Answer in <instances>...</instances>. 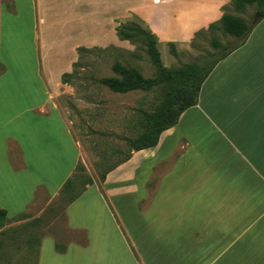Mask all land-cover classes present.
Masks as SVG:
<instances>
[{
  "label": "crops",
  "instance_id": "obj_1",
  "mask_svg": "<svg viewBox=\"0 0 264 264\" xmlns=\"http://www.w3.org/2000/svg\"><path fill=\"white\" fill-rule=\"evenodd\" d=\"M72 1L75 7L92 2L99 13L101 0ZM158 7L161 16L189 18L179 26L188 38L201 23L214 21L219 0H162ZM77 9L82 26L57 39L48 36L56 21L50 11H41L44 23L38 26L35 16L33 39L58 48L84 40L86 11ZM38 60L45 90L31 86L27 95L36 104L14 108L17 130L0 146V208L8 219L25 212L40 189L58 194L83 155L68 114L56 101L62 67L54 72L43 54ZM2 65L0 83L9 70L0 41ZM10 141L20 149L17 167L11 163ZM25 161H39L45 174L32 178ZM93 180L66 208L68 227L84 232L86 240L72 241L62 252L56 241L46 239L35 264H116L111 234L116 220L104 197L111 200L119 191L135 196L139 205L132 210L141 222L140 243L133 239V244L141 264H264V16L246 42L216 64L198 103L161 134L155 147L133 151L104 184Z\"/></svg>",
  "mask_w": 264,
  "mask_h": 264
},
{
  "label": "rangeland",
  "instance_id": "obj_2",
  "mask_svg": "<svg viewBox=\"0 0 264 264\" xmlns=\"http://www.w3.org/2000/svg\"><path fill=\"white\" fill-rule=\"evenodd\" d=\"M74 3L72 0H0L2 61L9 66L0 83V146L5 143L6 135L13 137V131L17 130L19 119H14L17 114L14 108L36 104L30 101L32 96L27 95L31 86L45 90L43 81L37 76L39 54H43L46 64L54 72L61 67L62 76L74 72L68 83L61 82L56 101L68 114L71 131L82 147V160L78 164L84 166L83 171L77 170L74 186L68 193L64 195L60 190L51 196L40 189L36 200L24 212L27 216L16 215L0 225V264H30V261L35 264L46 239L61 246L72 241L84 242V232L68 227L66 208L69 198L84 188L87 176L94 178L97 185L104 184L99 182V175L130 151L127 139L140 130L143 111H154L160 104L165 86L116 93L100 82L104 77H119L113 70L115 62L134 68L145 77L157 75V68L146 48L139 41L123 40L118 36L117 28L121 24L137 21L149 28L157 36L162 63L177 72L203 59H216L241 42V38L225 34L221 29H209L210 24L218 23L224 13L242 18L252 27L262 18L257 16L256 4L239 10L233 0H219V9L213 12L214 21L208 26L201 23L186 38L179 33V26L189 18L177 14L161 16L162 8L158 5L162 0H153V5L152 0H101L99 13L92 9V2L86 1L84 7H75ZM76 8L86 11L84 40L73 39L68 47L58 48L52 40L54 46L48 47L46 42L43 46L40 40L33 39L35 16L38 26L44 23L41 11H50L51 19L56 21L48 33L51 39L67 36L70 30L82 26L75 18ZM200 21L198 18L197 23ZM215 40L221 43L220 47L215 45ZM170 43L175 44L176 55L172 53ZM79 47L89 51L80 57ZM75 62L79 65L74 66ZM0 71H4L3 65ZM9 145L11 163L17 167L20 161L16 160V155L20 149L14 141ZM25 162L28 165L26 171L32 178L45 174L46 170L39 161ZM104 198L108 211L116 220L115 230L112 229L114 223L111 226L116 264H141L133 244V239L140 243L141 222L135 214L139 210L136 197L119 191L111 200L107 195ZM132 207H137L135 212Z\"/></svg>",
  "mask_w": 264,
  "mask_h": 264
},
{
  "label": "trees",
  "instance_id": "obj_3",
  "mask_svg": "<svg viewBox=\"0 0 264 264\" xmlns=\"http://www.w3.org/2000/svg\"><path fill=\"white\" fill-rule=\"evenodd\" d=\"M237 9L243 10L248 5L256 4L258 12L264 16V0H233ZM209 29H221L225 34L241 38V42L232 47L227 52L223 53L216 59H203L189 65L183 71H171L164 66L161 60L160 51L158 49L157 36L147 27L141 25L137 21L121 24L117 28L118 36L123 40H130L132 42L139 41L150 55L153 63L157 68V75L155 77H145L140 71L127 67L120 62H115L113 70L119 77H104L100 82L106 85L109 89L116 93H128L136 90H151L156 87L165 86V92L160 104L154 111H143V118L140 121V130L134 137L128 138L127 143L130 151L119 162L109 167L102 174L99 175V180L104 181L107 174L116 168L121 163L127 161L133 151H140L155 147L160 139L161 134L174 126L180 120L181 115L190 107L198 103L202 85L210 75L216 64L243 45L248 39L253 27L250 26L244 19L231 14L224 13L218 23H212ZM217 47L221 46L218 40L214 41ZM171 51L174 55L177 54L176 46L170 43ZM78 51L80 57L89 49L79 47ZM79 62H75L74 66H78ZM72 73H64L62 82L68 83L73 76ZM120 152L119 149L116 150ZM77 170L83 171L84 166L78 164L73 175L67 179L62 187L64 195L71 190L74 186V177L77 176ZM94 180L91 176H87L84 188L69 198V204L77 200L83 192L87 189L88 185H92ZM27 216V214L20 213L19 217ZM8 220L7 210L0 208V225H3ZM56 248L64 252L65 246L59 244Z\"/></svg>",
  "mask_w": 264,
  "mask_h": 264
},
{
  "label": "water",
  "instance_id": "obj_4",
  "mask_svg": "<svg viewBox=\"0 0 264 264\" xmlns=\"http://www.w3.org/2000/svg\"><path fill=\"white\" fill-rule=\"evenodd\" d=\"M257 16H258V17H262L261 13H257Z\"/></svg>",
  "mask_w": 264,
  "mask_h": 264
}]
</instances>
